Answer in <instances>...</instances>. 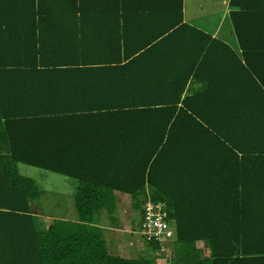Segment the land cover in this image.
<instances>
[{
    "label": "trees",
    "instance_id": "trees-1",
    "mask_svg": "<svg viewBox=\"0 0 264 264\" xmlns=\"http://www.w3.org/2000/svg\"><path fill=\"white\" fill-rule=\"evenodd\" d=\"M230 7L237 48L184 0H0V264H157L109 252L116 191L140 229L146 201L166 204L170 264H264V0ZM116 11L124 49L107 30L109 49L85 47L79 22ZM20 164L76 179V217L41 220Z\"/></svg>",
    "mask_w": 264,
    "mask_h": 264
},
{
    "label": "rangeland",
    "instance_id": "rangeland-1",
    "mask_svg": "<svg viewBox=\"0 0 264 264\" xmlns=\"http://www.w3.org/2000/svg\"><path fill=\"white\" fill-rule=\"evenodd\" d=\"M186 3L189 9L198 16V20L195 21V25L197 27L201 26L202 28L207 30L209 29L211 31L216 29L217 27H219V29H222L223 27V30L221 32L223 36H225L226 38H228V36H231L232 40H235V36L231 34V32H229L231 28L229 18L225 21V17H222L225 12V4L222 0H186ZM232 43L235 44L236 42L232 41ZM19 170L23 175L34 178L43 188L40 196L42 207L36 204V207L33 209L35 213L37 212L43 215L47 211L54 213L56 212L55 209L63 208L65 209L63 210L65 216H68L70 218L76 217L75 212L73 211L74 198L72 199L71 194H68L73 182L70 180H74L76 182V179L69 177L67 178L62 174L50 172L27 164H20ZM59 201L60 203L57 206L56 203ZM118 201V207H121L123 204L125 206V209L124 212L122 209H120L121 215L119 213H114V215L118 217V222H126L128 225H130V229L134 233L137 242L139 244H142V246L139 249L136 241H133V244L130 243L125 235L131 237V234L124 233L125 231H117L119 236L117 239H119V241L117 242V245H114L116 247L110 249L111 252L133 258L150 256V254H152L156 258L157 264H170L171 258L173 256L171 255L172 253H170V250L167 248L164 250H154V252H152L148 246L147 241L144 240L143 235L140 233V231H138L136 223L133 219L139 218V213L136 210H131L132 200L130 195L119 194ZM60 205L63 207L61 208ZM46 208L52 210H45ZM118 214L121 216V218ZM122 216H124L125 218ZM40 217V219L44 220L47 224H49L50 221L53 220V217ZM113 224L117 223L113 222ZM120 226L122 225L120 224Z\"/></svg>",
    "mask_w": 264,
    "mask_h": 264
},
{
    "label": "crops",
    "instance_id": "crops-1",
    "mask_svg": "<svg viewBox=\"0 0 264 264\" xmlns=\"http://www.w3.org/2000/svg\"><path fill=\"white\" fill-rule=\"evenodd\" d=\"M222 1L225 4V8H224L225 12H224L222 17H225V21H226L229 18V15H230L229 13H230V10H231L230 0H222ZM137 13H138V11L134 12L133 16H137ZM79 16H80V14H79ZM98 16H100L102 19L103 18H108V19L91 21V23H88L87 20H84L83 22H79V24L77 25V28H74L75 29L74 32L78 33L77 35H79L80 37L84 36V38H85V40H84L85 47L89 46L88 48H94V49H100L102 46L106 47V44L110 43V42H105L104 43V38H108L109 40L112 41V39H110V37L103 36L101 31L107 30L108 32H113V33H111V34L115 35L114 38H113V41H112L113 42V46H115V47L120 46V48L123 50L124 49V45H123L124 44V38H123L124 31H126L127 28H130V26H131V25L128 24L129 21L125 20V14H123L122 11L119 12V13L116 11V13H114V14H104V15H98ZM118 16H121L120 20L112 19V18H116ZM90 17L91 18H95L96 15H90ZM184 18H185V22L196 26L195 25V21L198 20V16L189 9V7L187 6L186 0H184ZM225 21H223V22H225ZM229 22H230V26H231L229 32H231V34H233L235 36V40H232L231 36H228V38L223 36V34L221 33L222 30H223V27H222V29H219V27H217L216 29H214L212 31L209 30V29L208 30L204 29L201 26H198V27L201 28V29H204V30H206V31H208L210 33H212L213 36H221L224 40H226L228 43H230L234 48H237L238 43H237L236 34L234 32V29H233V26L231 24V21H229ZM118 27H119L120 31L118 33H115V31L119 30ZM70 29H72V28H70ZM96 31H100L101 34H97ZM232 41H234L236 43L233 44ZM106 48L109 49L108 47H106ZM122 56H124V52H122ZM126 60H127V58H122V62H118L117 61L115 63L112 62V64L124 63V62H126ZM190 83H191L190 84V88L193 89V90L194 89L196 90V89L200 88L201 85H202V83H200V82H195V83L190 82ZM70 181H73V182L71 184V189H70L68 194H71V198H72V196L76 192L77 182H75L74 180H70ZM119 194H121V193L119 191H116L117 201H118ZM131 207H132L131 210H136L135 208H133V206H131ZM120 209H122L124 211L125 206L122 204ZM63 210H65V209H63ZM37 214H38V216H42L39 213H37ZM52 214H54V213L47 214V215L43 214V215H46L47 217H53ZM107 214H110V212L109 211L105 212L104 214H102L100 216V223H102L103 229L105 230L104 232H106V235L110 236L109 242H110L111 245L109 247V252L111 254H113V255H118V256H121V257H124V258H131V257H128V256H124L122 254H117V253H112L111 252L110 249L113 248V247H116L114 245L115 244L117 245V242L119 241V239H117L119 237L117 231H122V232L125 231L124 233L131 234L132 235L131 237H129L128 235H125V237H127V239L130 241L131 244H133V241H136L139 249L141 248L142 244H139L137 242V239L135 238L134 233L130 229V225H128L126 222H123L121 224L122 226H120V227H118V226L117 227H115V226L113 227V225H108V223L103 222L105 220V216ZM138 217L139 218L135 219L134 221H136L135 222L136 223V227L138 228V231H140L139 230L140 229V227H139L140 224L139 223H140L141 216L138 214Z\"/></svg>",
    "mask_w": 264,
    "mask_h": 264
},
{
    "label": "built area",
    "instance_id": "built-area-1",
    "mask_svg": "<svg viewBox=\"0 0 264 264\" xmlns=\"http://www.w3.org/2000/svg\"><path fill=\"white\" fill-rule=\"evenodd\" d=\"M166 204L164 202L154 203L148 200L143 204L141 220V234L144 240L159 241L165 249V242L171 241L176 235V231L167 218Z\"/></svg>",
    "mask_w": 264,
    "mask_h": 264
},
{
    "label": "clouds",
    "instance_id": "clouds-1",
    "mask_svg": "<svg viewBox=\"0 0 264 264\" xmlns=\"http://www.w3.org/2000/svg\"><path fill=\"white\" fill-rule=\"evenodd\" d=\"M140 233H141V229H140Z\"/></svg>",
    "mask_w": 264,
    "mask_h": 264
}]
</instances>
